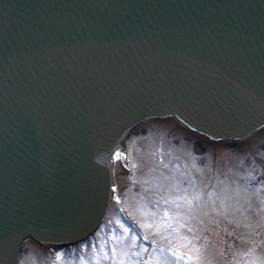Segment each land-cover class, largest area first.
Returning a JSON list of instances; mask_svg holds the SVG:
<instances>
[{"label": "water", "instance_id": "1", "mask_svg": "<svg viewBox=\"0 0 264 264\" xmlns=\"http://www.w3.org/2000/svg\"><path fill=\"white\" fill-rule=\"evenodd\" d=\"M175 94L228 132L264 114V0H0V264L96 229V157ZM150 123L215 142L174 120L127 138Z\"/></svg>", "mask_w": 264, "mask_h": 264}, {"label": "rangeland", "instance_id": "2", "mask_svg": "<svg viewBox=\"0 0 264 264\" xmlns=\"http://www.w3.org/2000/svg\"><path fill=\"white\" fill-rule=\"evenodd\" d=\"M126 145L97 232L23 254L21 264H264V137L204 143L150 123ZM124 212L152 247L132 233Z\"/></svg>", "mask_w": 264, "mask_h": 264}, {"label": "bare ground", "instance_id": "3", "mask_svg": "<svg viewBox=\"0 0 264 264\" xmlns=\"http://www.w3.org/2000/svg\"><path fill=\"white\" fill-rule=\"evenodd\" d=\"M119 148H120V145L116 146V148L111 153L106 154V156H105L104 166L108 167L109 177H110V190H111L110 191V197H109L110 202L115 196L113 166H114V162H115L116 155L118 153ZM130 155H131V152H130Z\"/></svg>", "mask_w": 264, "mask_h": 264}, {"label": "snow or ice", "instance_id": "4", "mask_svg": "<svg viewBox=\"0 0 264 264\" xmlns=\"http://www.w3.org/2000/svg\"><path fill=\"white\" fill-rule=\"evenodd\" d=\"M125 231H129V229H125ZM145 239H147V237H145ZM83 247L87 248L88 244L83 245ZM112 251L115 252L116 249L113 248ZM58 255H60V254H58ZM136 255H139V253H136ZM82 264H87V261L86 260L82 261Z\"/></svg>", "mask_w": 264, "mask_h": 264}]
</instances>
